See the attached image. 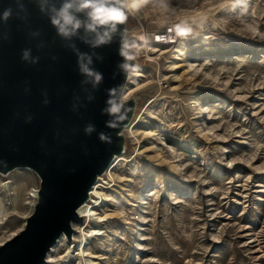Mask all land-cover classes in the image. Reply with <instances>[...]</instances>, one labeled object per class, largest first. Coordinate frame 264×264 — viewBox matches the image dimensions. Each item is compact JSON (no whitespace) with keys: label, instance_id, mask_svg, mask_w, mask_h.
<instances>
[{"label":"rangeland","instance_id":"374dc122","mask_svg":"<svg viewBox=\"0 0 264 264\" xmlns=\"http://www.w3.org/2000/svg\"><path fill=\"white\" fill-rule=\"evenodd\" d=\"M128 17L190 32L137 59L123 159L98 177L88 226L72 223L44 264H85L81 248L87 264H264V0H142ZM38 183L0 175V244Z\"/></svg>","mask_w":264,"mask_h":264},{"label":"water","instance_id":"95a60500","mask_svg":"<svg viewBox=\"0 0 264 264\" xmlns=\"http://www.w3.org/2000/svg\"><path fill=\"white\" fill-rule=\"evenodd\" d=\"M22 2L27 9L23 19L15 15L14 0H0V12L9 6L14 9L11 19L0 21V175L26 168L39 183L24 226L0 244V264H44L62 235L71 238L72 223L83 219L78 208L89 199L98 177L124 152L123 130L136 108L134 97L122 99L128 77L117 69L124 60L118 51L119 37L94 50L103 58L94 59L93 66L103 73L104 81L93 90L81 85L76 56L56 36L47 17L33 0ZM121 27L125 37L127 22ZM35 31L38 37L30 35ZM75 43L80 51H93ZM26 48L39 57L36 64L21 60ZM127 62L135 67L137 59ZM112 88L122 93L126 116L118 127L107 128L110 117L102 115L101 109ZM89 93L94 96L90 102ZM74 103L78 105L75 111ZM88 124L95 126L90 135L84 132ZM101 132L111 137V143L98 139Z\"/></svg>","mask_w":264,"mask_h":264},{"label":"clouds","instance_id":"9594fccd","mask_svg":"<svg viewBox=\"0 0 264 264\" xmlns=\"http://www.w3.org/2000/svg\"><path fill=\"white\" fill-rule=\"evenodd\" d=\"M14 2L16 5L15 15L17 18L23 19L22 14L27 12L24 3L22 0H14ZM33 2L38 11L47 17L56 36L64 42V46L75 54L78 73L83 77L81 85H90L93 90H96L103 83V73L93 66L94 59L99 61L103 58L94 50L112 44L117 37L120 38L119 55L124 58L117 64V69L126 77H130L135 72V67L127 62L133 59L129 54V49L134 45H130L124 39V30L121 26L126 24L129 13L139 12L138 0H33ZM13 14L14 9L11 6L4 8L0 12V21L6 23L13 17ZM30 35L38 37L40 33L35 31ZM75 41H79L93 51H80ZM41 46L38 45V47ZM20 58L33 65L39 60L38 56H32L31 49L28 48L21 51ZM121 95L122 93L118 92L117 88L107 90L105 107L101 109L102 115L110 117L105 122L107 128H116L119 126V122L125 119L126 109ZM75 99L79 100V97ZM86 99L90 102L94 96L89 93ZM77 107L78 105L74 103L73 111ZM94 131L95 126L92 124H88L84 128L86 135H90ZM98 139L104 143H111V137L103 132L98 134Z\"/></svg>","mask_w":264,"mask_h":264},{"label":"built area","instance_id":"2783aa9c","mask_svg":"<svg viewBox=\"0 0 264 264\" xmlns=\"http://www.w3.org/2000/svg\"><path fill=\"white\" fill-rule=\"evenodd\" d=\"M188 28L187 24L177 21L161 25H158L156 21H138L135 28H127L124 39H128L129 44L134 45L129 49V54L138 59L144 57L153 48L178 45L182 37L189 34L190 28ZM32 190L34 191L29 193H34L29 197L36 201L37 188Z\"/></svg>","mask_w":264,"mask_h":264},{"label":"bare ground","instance_id":"6f19581e","mask_svg":"<svg viewBox=\"0 0 264 264\" xmlns=\"http://www.w3.org/2000/svg\"><path fill=\"white\" fill-rule=\"evenodd\" d=\"M232 1V0H231ZM236 2L238 1V0H235ZM138 3L139 4H142V0H138ZM143 20V19H142ZM189 29V28H188ZM203 30H205V29H202V31ZM173 47H175V46H173ZM155 50V49H154ZM176 50L178 51V54H181L182 53V51L180 50V49H178V48H176ZM163 52H165V51H163ZM163 52H161V53H163ZM175 58L176 59H181V57L180 56H175ZM184 60V59H183ZM126 95V94H125ZM129 125H131L130 123H129ZM128 125V126H129ZM127 126V127H128ZM123 159V157H122V154H120V155H117L115 158H114V160L110 163V165L108 166V168L106 169V171H105V174H107V175H109L110 177H114L113 176V174L111 173V169H112V167L114 166V163H116L117 161H120V160H122ZM26 169V168H25ZM103 178V176L102 177H100L95 183H94V185H93V187H92V189H91V192H90V196H91V198L92 197H94V196H99L100 198H101V192H100V190H102V189H104L105 188V186L102 184V182H101V180L100 179H102ZM34 191V190H33ZM34 193V192H33ZM33 193H30L29 195H33ZM95 201H96V199H95ZM90 199H89V201H87L85 204H83L82 206H80L79 208H78V214L79 215H81L84 219H85V225H87L88 226V224L90 223V221H91V217H92V215H93V208H94V204L92 205V204H90ZM96 203V202H95ZM77 229V228H76ZM84 231V230H83ZM91 231V230H90ZM91 233H93L92 231H91ZM62 239H64V237L62 236L60 239H59V241L60 240H62ZM85 239H86V234H84L83 235V238H82V242L83 241H85ZM53 249V248H52ZM49 253H48V258H47V261H49L50 259H49ZM80 259H83L84 260V263L85 264H87V260H85L84 259V250H83V248H81L80 249ZM81 262V261H80ZM91 264H94L92 261H91Z\"/></svg>","mask_w":264,"mask_h":264},{"label":"trees","instance_id":"16d2710c","mask_svg":"<svg viewBox=\"0 0 264 264\" xmlns=\"http://www.w3.org/2000/svg\"><path fill=\"white\" fill-rule=\"evenodd\" d=\"M129 18V17H128ZM127 22H128V20H127Z\"/></svg>","mask_w":264,"mask_h":264}]
</instances>
